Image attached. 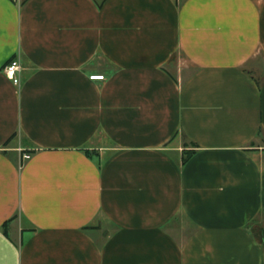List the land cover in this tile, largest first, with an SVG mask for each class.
Masks as SVG:
<instances>
[{
  "label": "crops",
  "instance_id": "1",
  "mask_svg": "<svg viewBox=\"0 0 264 264\" xmlns=\"http://www.w3.org/2000/svg\"><path fill=\"white\" fill-rule=\"evenodd\" d=\"M0 264H264V0H0Z\"/></svg>",
  "mask_w": 264,
  "mask_h": 264
},
{
  "label": "built area",
  "instance_id": "2",
  "mask_svg": "<svg viewBox=\"0 0 264 264\" xmlns=\"http://www.w3.org/2000/svg\"><path fill=\"white\" fill-rule=\"evenodd\" d=\"M23 0H15L17 3H21ZM24 69L19 60L11 61L3 70V73L7 76V78L18 88L21 86V75ZM92 81H104L105 77L103 76H95L91 78ZM30 156L25 155V160H30Z\"/></svg>",
  "mask_w": 264,
  "mask_h": 264
},
{
  "label": "trees",
  "instance_id": "3",
  "mask_svg": "<svg viewBox=\"0 0 264 264\" xmlns=\"http://www.w3.org/2000/svg\"><path fill=\"white\" fill-rule=\"evenodd\" d=\"M17 3V2H16ZM195 155V152H184L183 154V164L186 165L191 159L192 157ZM9 223L5 224L4 226V233L7 235V228H8Z\"/></svg>",
  "mask_w": 264,
  "mask_h": 264
}]
</instances>
